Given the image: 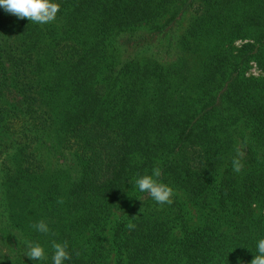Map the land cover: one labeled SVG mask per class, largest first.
I'll return each instance as SVG.
<instances>
[{"label": "trees", "instance_id": "trees-1", "mask_svg": "<svg viewBox=\"0 0 264 264\" xmlns=\"http://www.w3.org/2000/svg\"><path fill=\"white\" fill-rule=\"evenodd\" d=\"M55 2L44 25L0 9V264H39L25 241L51 264L53 239L66 264H251L264 75L246 72L264 73V0ZM154 167L170 205L136 189Z\"/></svg>", "mask_w": 264, "mask_h": 264}, {"label": "clouds", "instance_id": "clouds-1", "mask_svg": "<svg viewBox=\"0 0 264 264\" xmlns=\"http://www.w3.org/2000/svg\"><path fill=\"white\" fill-rule=\"evenodd\" d=\"M0 9L15 16L18 19L27 18L30 22L44 25L53 22L57 13L60 11V5L55 0H0ZM232 170L239 173L243 168L240 154L232 158ZM161 169L154 167L151 174L139 175L135 178V186L139 193L147 194L157 205L172 204L174 190L169 185L160 182ZM39 234L44 236L52 235L51 229L44 220H40L31 225ZM129 227H132L129 225ZM51 264H66L70 261L72 255L69 251L67 241L51 240ZM24 256L30 260L37 261L39 264H47L49 255L45 247L35 241H25ZM251 264H264V238L256 241V254L251 260Z\"/></svg>", "mask_w": 264, "mask_h": 264}, {"label": "rangeland", "instance_id": "rangeland-1", "mask_svg": "<svg viewBox=\"0 0 264 264\" xmlns=\"http://www.w3.org/2000/svg\"><path fill=\"white\" fill-rule=\"evenodd\" d=\"M189 19H190V13H187V14L184 16V19H183V21H182V26H181V27H182L183 29L186 27V25H187ZM241 44H242V42H240V41L235 42V46H236V47H239ZM246 75H247V76H252V77H259V76H263L264 73H262V72L257 68V66H256L255 63H250V64H249V68H248V70H247V72H246ZM243 131H244V129H243ZM243 131H242V132H243ZM244 133H245L244 135H247V131H245ZM175 193L178 195V198H179L180 201H186V199H185V194H184L182 191H180V190H178V189H175ZM185 207H186V209L190 212V215H191V217H192V221H191V223L196 224V212H195L194 207H192V205H191L190 203H188L187 201H186V206H185ZM263 213H264V211H263ZM110 260L112 261V259H110Z\"/></svg>", "mask_w": 264, "mask_h": 264}]
</instances>
